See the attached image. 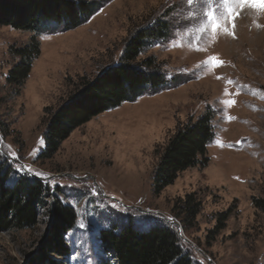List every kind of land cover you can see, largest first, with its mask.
Listing matches in <instances>:
<instances>
[{
  "label": "rangeland",
  "instance_id": "rangeland-1",
  "mask_svg": "<svg viewBox=\"0 0 264 264\" xmlns=\"http://www.w3.org/2000/svg\"><path fill=\"white\" fill-rule=\"evenodd\" d=\"M87 1L102 6L87 23L37 36L40 55L20 90L6 83L17 62L10 48L23 46L32 34L0 27V164L10 180L17 179L10 164L15 154L43 174L25 177L41 180L76 215L63 236L68 256L48 258L116 264L99 233L131 224L140 231L172 230L191 264H264V210L256 205L264 201V11L241 9L236 0ZM228 8L239 13L234 28L227 23ZM157 18L169 24L167 40L143 57L160 63V89L95 117L52 157L42 158L47 110L66 98L77 76H93L117 61L127 36ZM211 19L221 24L215 34ZM211 57L222 66L213 68ZM208 109L214 137L207 165L179 173L154 194L153 171L168 138L178 124ZM187 196L199 206L191 219L181 211ZM47 228L41 210L34 228L0 232V264L32 260Z\"/></svg>",
  "mask_w": 264,
  "mask_h": 264
},
{
  "label": "trees",
  "instance_id": "trees-1",
  "mask_svg": "<svg viewBox=\"0 0 264 264\" xmlns=\"http://www.w3.org/2000/svg\"><path fill=\"white\" fill-rule=\"evenodd\" d=\"M101 8L98 2L87 0H0V27L32 34L23 46L10 48L17 62L10 68L6 83L18 90L25 83L40 55L37 36L74 30ZM152 21L127 36L117 61L93 76H77L66 98L55 109L47 110L42 158L52 157L72 132L95 117L132 103L147 91L160 89L165 82L162 67L154 58L143 55L156 43L167 40L169 24L163 18ZM211 121L208 109L176 126L153 171L154 194L170 186L179 173L207 165L206 149L214 137ZM9 175L10 171L0 164V232L34 228L39 211H44L48 218L46 237L39 253L26 264H58L47 255L61 259L68 256L63 236L75 222L74 210L51 196L41 180L24 176L10 183ZM257 204L264 210V201ZM198 207L193 197L187 196L181 211L191 219ZM99 240L116 264H191L175 232L164 227L140 231L126 224L102 230Z\"/></svg>",
  "mask_w": 264,
  "mask_h": 264
},
{
  "label": "snow or ice",
  "instance_id": "snow-or-ice-1",
  "mask_svg": "<svg viewBox=\"0 0 264 264\" xmlns=\"http://www.w3.org/2000/svg\"><path fill=\"white\" fill-rule=\"evenodd\" d=\"M188 4H192L193 0H187ZM236 2L240 5L241 9L244 6H248L251 7L257 11H264V0H236ZM239 15V13L236 12V10L234 8H228L227 9V23L231 24L232 27H235L234 21L237 18V16ZM210 26H211V31L213 34H215L220 28H221V24L217 19H211L210 20ZM224 32L228 33V34H232L233 33H229V30L227 27H224ZM211 64L213 68H217V67H221L222 66V61H218L215 57H211ZM219 78V77H218ZM225 104L228 105H232L234 103V101L231 100H226L224 101ZM41 143V147L43 146V141L40 142ZM11 166L12 164H15L16 167H14V171L19 174V176L22 178L24 176H32V177H36L41 179L42 177V173H38L35 172L31 167H25L24 164L20 163L18 159H16L15 154H13V160L10 163ZM10 177L12 176V174L9 175ZM43 179H47V177H43ZM15 178L12 177L11 182H14ZM61 187H65V188H70V187H74V185H63ZM170 219V218H169ZM79 228L83 227V221H81L78 225Z\"/></svg>",
  "mask_w": 264,
  "mask_h": 264
}]
</instances>
